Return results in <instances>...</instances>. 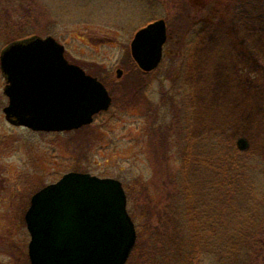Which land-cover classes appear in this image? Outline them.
<instances>
[{"label":"rangeland","instance_id":"obj_1","mask_svg":"<svg viewBox=\"0 0 264 264\" xmlns=\"http://www.w3.org/2000/svg\"><path fill=\"white\" fill-rule=\"evenodd\" d=\"M37 1L42 5L36 6L41 15L30 22L33 32L52 35L63 43L69 61L102 78L121 76L120 82L131 76L130 41L137 29L150 21L170 20L167 29L177 44L168 43L166 49L164 45L166 57L155 68L157 72H150L145 97L140 94L129 99L121 91L111 92L109 85L114 95L110 108L95 115L91 123L71 130L33 131L10 124L2 111L7 97L2 92L0 71V264H30L24 221L30 196L65 172L117 178L126 191L137 196L136 205H141L143 186L154 194L156 188L150 181L158 179L159 167L155 170V166L164 162L163 154L155 149L166 146L167 128L176 122L172 109L163 106V96L176 92L172 78L179 69L182 72L179 64L183 58L186 74L181 76L191 88L190 109L186 111L192 119L187 118L184 126L190 124L196 136L226 130L235 141L244 139L246 148L264 155V83L260 77L264 76V12L245 7L247 1L259 6L261 0H239V28L234 20L226 19L221 25L224 28L202 22L195 26L196 31L180 26L179 2L191 7L195 20H203V9H197L205 0ZM19 23L22 26L23 20ZM227 30L233 31L237 44L225 36ZM198 31L196 42L172 61L169 49L175 53L182 48L181 36ZM132 76L138 77L136 73ZM177 92L181 105L182 93ZM177 143L172 138L173 148Z\"/></svg>","mask_w":264,"mask_h":264},{"label":"trees","instance_id":"obj_2","mask_svg":"<svg viewBox=\"0 0 264 264\" xmlns=\"http://www.w3.org/2000/svg\"><path fill=\"white\" fill-rule=\"evenodd\" d=\"M179 3L178 21L186 31H196L195 26L202 22L224 28L221 25L226 19L234 20L238 28L241 26L239 0L203 1L197 9H203V20H195L191 7ZM37 5L42 6L37 0H0V50L12 40L35 34L30 22L41 15ZM248 6L255 13L264 12V0L259 6L247 1L245 7ZM248 16L246 13L245 18ZM199 32L191 37L181 36L182 48L175 53L169 49L173 51L169 58L176 61L177 54L187 52ZM225 36L237 44L233 31H225ZM168 43L177 44L169 30L165 49ZM183 59L179 64L182 72L179 69L172 78L176 92L165 93L168 98L163 96V106L172 109L176 122L167 128L166 146L155 149L164 157V162L155 166V170L159 167L158 179L150 181L156 190L152 194L143 186V195H139L141 205L134 204L137 196L125 190L127 210L136 228V241L125 264H264V155L255 148L244 147L245 142L235 141L226 130L196 136L190 124L184 126L187 118L191 119L186 111L190 109L191 88L186 77L181 76L186 74ZM128 67L130 75L136 73L144 83L140 90L144 96L151 71L139 70L132 59ZM260 77L264 83V76ZM178 90L182 93L181 105ZM172 138L175 144L179 142L175 148Z\"/></svg>","mask_w":264,"mask_h":264},{"label":"water","instance_id":"obj_3","mask_svg":"<svg viewBox=\"0 0 264 264\" xmlns=\"http://www.w3.org/2000/svg\"><path fill=\"white\" fill-rule=\"evenodd\" d=\"M166 38L164 18L137 29L129 48L141 70L157 67ZM63 51L50 34H32L1 48L8 99L2 110L9 123L35 131L71 130L108 109L111 96L102 82ZM24 220L30 264H125L136 241L121 181L89 172H66L34 192Z\"/></svg>","mask_w":264,"mask_h":264},{"label":"flooded vegetation","instance_id":"obj_4","mask_svg":"<svg viewBox=\"0 0 264 264\" xmlns=\"http://www.w3.org/2000/svg\"><path fill=\"white\" fill-rule=\"evenodd\" d=\"M64 56L66 57V55H65V49H64ZM67 58V57H66ZM67 60H69L68 58H67ZM133 61V60H132ZM134 62V61H133ZM77 64V63H76ZM134 64H135V62H134ZM136 65V64H135ZM80 66V65H79ZM82 67V66H81ZM136 67L139 69V70H141L137 65H136ZM83 69H84V71L86 72V73H89V74H91V75H94V76H96L97 77V79L98 80H100L101 82H102V84L105 86V88L107 89V91H108V93H109V95L111 96V104H110V106L112 105V100L114 99V95L113 94H111L110 93V91L111 92H114L113 90H118V91H121V93H122V95H124V96H126V98H133V97H137L138 95H140V90H141V87L142 86H144V83H141L140 82V79H139V77H135V76H129L128 78H126V80L125 81H117L121 76H116V77H114L113 78V76H112V78L111 77H105V78H102L101 76H98V75H96V74H92V73H90V72H88L84 67H82ZM142 71V70H141ZM109 80H111V82H109ZM125 84V85H124ZM140 84H142V85H140ZM110 85V91H109V89H108V86ZM124 90H125V92H124ZM127 91V92H126ZM128 96V97H127ZM110 106L108 107V109L110 108ZM107 109V110H108ZM107 110H105V111H107ZM105 111H99L98 113H97V115L98 114H100V113H103V112H105Z\"/></svg>","mask_w":264,"mask_h":264}]
</instances>
